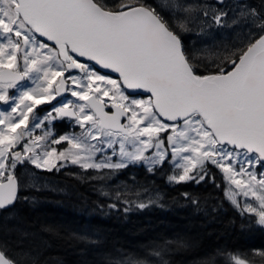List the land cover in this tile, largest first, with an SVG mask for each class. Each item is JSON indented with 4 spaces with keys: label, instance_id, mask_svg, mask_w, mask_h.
Segmentation results:
<instances>
[{
    "label": "snow or ice",
    "instance_id": "obj_1",
    "mask_svg": "<svg viewBox=\"0 0 264 264\" xmlns=\"http://www.w3.org/2000/svg\"><path fill=\"white\" fill-rule=\"evenodd\" d=\"M213 26L243 38L223 53L186 46V34ZM65 120L79 131L57 135ZM165 164L169 184L214 183L216 168L241 218L264 228V0H0V209L26 186L18 168L71 165L92 170L107 208L126 214L159 194L107 182ZM171 245L106 264H169ZM217 255L264 264V250ZM0 264L36 261L0 239Z\"/></svg>",
    "mask_w": 264,
    "mask_h": 264
},
{
    "label": "trees",
    "instance_id": "obj_2",
    "mask_svg": "<svg viewBox=\"0 0 264 264\" xmlns=\"http://www.w3.org/2000/svg\"><path fill=\"white\" fill-rule=\"evenodd\" d=\"M66 170L69 175L65 170L47 172L65 192L22 191L11 208L0 211V239L8 240L13 254L20 245L36 264H106L118 251L143 255L145 249L167 240L172 242L166 257L169 264H205L209 259L226 264L217 253L264 250V228L241 218L226 199L224 178L216 168L211 169L215 182L199 185L169 184L167 164L154 174L142 165L120 170L108 186H144L152 195L159 194L156 203L126 214L107 208L113 200L95 191L98 182L88 179L95 174L92 170ZM185 192L198 205L185 198ZM23 193L27 199L21 197Z\"/></svg>",
    "mask_w": 264,
    "mask_h": 264
},
{
    "label": "rangeland",
    "instance_id": "obj_3",
    "mask_svg": "<svg viewBox=\"0 0 264 264\" xmlns=\"http://www.w3.org/2000/svg\"><path fill=\"white\" fill-rule=\"evenodd\" d=\"M212 2L214 3V0H212ZM199 31L200 30L198 28L194 29V31L192 33H188L185 36V39L189 41V45H191L192 49L195 50L197 52V54H203V53H201L202 49H207L211 53H223L225 48H230V47H233L235 45H238L240 40L243 38L241 29L218 28L216 26H213L210 29H206L204 34H202V35L199 34ZM210 58L214 59V55H209L208 60ZM53 130H54V128H53ZM70 131H77L78 132L79 128H75V129L69 128L64 133L70 132ZM54 132H55V130H54ZM56 134L59 135L60 133H56ZM62 134H63V132H62ZM71 167L77 168V171L80 170L79 167L71 166V165H69L65 168H62L60 170H65L64 173L69 175V170H66V169L71 168ZM38 170L39 169H35L32 166L25 167L21 170V174H20L19 178L21 179L22 185H26V186L21 187V189H20L21 191L25 192L28 190H35V191L53 190L56 192H65L64 190L66 188L64 189L63 186H60L58 183V180L55 179V177H51L47 174V172H49V171L46 170V174H45L44 172L41 173ZM52 171L54 172L57 170L53 169ZM52 171H50V172H52ZM224 182H225V197L227 199V196H226L227 183H226L225 179H224ZM33 184L35 186H32ZM61 188L64 190H62ZM26 194L27 193H25V194L23 193V195H21V197L25 198ZM29 200L31 202H37V203L39 202L37 199H32V198L30 199L29 198ZM229 203H230V201H229Z\"/></svg>",
    "mask_w": 264,
    "mask_h": 264
},
{
    "label": "flooded vegetation",
    "instance_id": "obj_4",
    "mask_svg": "<svg viewBox=\"0 0 264 264\" xmlns=\"http://www.w3.org/2000/svg\"><path fill=\"white\" fill-rule=\"evenodd\" d=\"M115 78V77H114ZM46 110V109H45ZM53 128H54V130H55V128H56V130L59 128L60 130H61V133L60 134H62V132L64 133L65 131H67L70 127H69V124H68V122L65 120V121H56V122H54V124H53ZM56 130H55V132H56ZM25 168V167H24ZM23 168H18L17 169V174H18V177H20V174H21V170H22ZM39 172H41V173H45L46 174V170H38ZM38 172V173H39Z\"/></svg>",
    "mask_w": 264,
    "mask_h": 264
},
{
    "label": "water",
    "instance_id": "obj_5",
    "mask_svg": "<svg viewBox=\"0 0 264 264\" xmlns=\"http://www.w3.org/2000/svg\"><path fill=\"white\" fill-rule=\"evenodd\" d=\"M14 204H15V203H14ZM12 206H13V205L9 206L8 208H10V207H12ZM8 208H7V209H8ZM0 210H4V209H0Z\"/></svg>",
    "mask_w": 264,
    "mask_h": 264
}]
</instances>
